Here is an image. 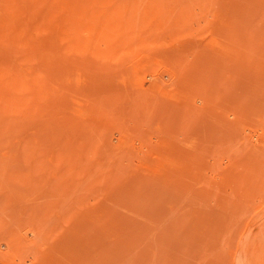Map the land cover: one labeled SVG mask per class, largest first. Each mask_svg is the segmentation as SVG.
<instances>
[{
  "label": "rangeland",
  "instance_id": "obj_1",
  "mask_svg": "<svg viewBox=\"0 0 264 264\" xmlns=\"http://www.w3.org/2000/svg\"><path fill=\"white\" fill-rule=\"evenodd\" d=\"M0 264H264V0H0Z\"/></svg>",
  "mask_w": 264,
  "mask_h": 264
}]
</instances>
